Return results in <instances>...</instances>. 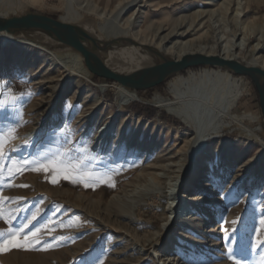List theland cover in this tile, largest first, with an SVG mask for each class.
Here are the masks:
<instances>
[{
	"label": "rangeland",
	"instance_id": "1",
	"mask_svg": "<svg viewBox=\"0 0 264 264\" xmlns=\"http://www.w3.org/2000/svg\"><path fill=\"white\" fill-rule=\"evenodd\" d=\"M38 1L40 5L25 12L53 19L66 16L64 0ZM212 1L138 0L120 23H131L132 34L147 36L154 35L157 26L163 28L159 33L163 36L172 26L181 24L186 29L191 24L185 41L221 52L241 41L243 27L257 25L255 34L234 51L237 61L264 67V0ZM126 2L97 0V13L75 8L102 27L107 22L98 13L115 14ZM5 5L6 0H0V6ZM134 11L135 19L130 21ZM100 55L104 59V52ZM46 58L32 48L0 47V62L3 59L8 65L9 74L4 76L0 66V152L4 156L0 160L4 165L0 168V264H264V247L255 246L257 240H264V150L240 124L264 139V122L257 91L248 78L229 72L235 96L232 117L206 130L207 147L197 157L201 164L210 162L208 178L197 179L188 172L176 180L193 134L158 107L154 95L173 99L178 75L187 82L200 80L205 73L216 80L224 75L223 69H189L138 92L139 101L123 105L113 90L98 87L116 83L97 77L86 82L67 74L62 66L40 70V61ZM19 67L22 75H16ZM53 104L58 105L62 121L56 126L49 125L48 108ZM132 107L154 117L139 115ZM109 113L115 115L117 125L125 122L122 139L92 148L93 136ZM45 123L43 135L30 142L27 153L15 155L13 139ZM138 143L142 149H137ZM212 147L217 151L208 159ZM204 167L199 165L197 172ZM220 173L225 177L217 180ZM190 205L192 219L184 220L180 215ZM191 223H198V228ZM12 237L19 247L5 246ZM25 237L32 243H25Z\"/></svg>",
	"mask_w": 264,
	"mask_h": 264
},
{
	"label": "bare ground",
	"instance_id": "2",
	"mask_svg": "<svg viewBox=\"0 0 264 264\" xmlns=\"http://www.w3.org/2000/svg\"><path fill=\"white\" fill-rule=\"evenodd\" d=\"M96 1L64 0L66 16L60 17L59 20L67 24L78 26L87 34L103 40L104 42L114 44L112 50L107 48H101L99 50L104 52V61L108 67L123 73H129L146 67L156 61L159 56L179 61L185 55L203 54L206 56H218L224 60L237 61L239 57L234 50L243 46L245 42L255 34L256 30L259 29L257 28V25H246V27H243L240 30L242 35L241 41L230 49H223L221 52L214 46H202L201 43H197L194 40L185 41L184 39L188 36L189 30L192 27L191 24H189L186 29H184L185 27H181V24L172 26V29L163 36L159 35L161 29H163L161 26L156 27L153 33L154 35L147 36L132 34L130 28L131 23L129 26L126 25V27L125 24L120 23V18L125 11L131 8L138 0H127L125 5L115 14L105 12L98 13V16L105 19L107 22L106 26L98 27L93 20L86 16H82L78 9L76 10L75 8L78 6L80 9L83 8V11H88V13H92L93 11L94 13H97V7L95 5ZM214 1L216 0H213L212 2ZM247 1L248 0H245V3H247ZM35 4L40 5V2L38 0H6L5 7L2 8L0 6V17H7L12 14L18 16L26 13L25 11L29 6ZM202 14L203 12L199 15ZM135 15V11L132 12L129 16V20H134ZM201 25H204V21ZM149 27L150 26H147L146 31ZM262 28L264 27L262 26ZM263 33L261 38L264 37ZM10 44L19 48H25V50L32 48L37 50L39 54L45 55L47 58L44 61H40V70L45 69L47 66H62L65 68L67 74L72 77L82 78L86 82H92L91 74L87 71L85 66L83 68L81 67L84 65L81 55L70 49L62 48L56 40L43 32H32L27 37H16L5 32H0V47L5 48ZM2 61L3 59H1L0 66H4V76H8V67L5 68V66L8 65L2 63ZM244 65L250 67L252 65L253 67L264 71V67L257 64V62H255V64H250L248 62ZM48 70L49 68L47 71ZM22 74L23 70L20 67L17 68L16 75ZM33 76H35V74H33ZM229 80L230 74L226 70H224V75L218 77L216 80L211 79L207 73H205L202 79L198 80L197 78H194L191 82H187L184 76L178 75L175 83V98H166L155 93L154 99L156 105L177 117L183 124L191 129L193 134L192 138L186 142L187 151L182 155V159L180 160V162L184 161L185 163L183 164L182 162V164L177 167L178 174L174 177L176 180H182L184 174L188 172L197 179L208 178V175L211 172L210 162L201 164L197 157L207 147L208 136L206 130L215 125L218 120L232 117L231 109L235 102V96L234 90L228 83ZM59 87L62 88V83L59 84ZM98 87L102 91H105L108 88L113 90L117 93L120 103L123 105L130 101L140 100L138 92L129 90L118 84L109 85L107 83H102L99 84ZM57 106L58 105L53 104L48 108V114L52 116V120L49 122L50 126H56L61 121L60 115L57 112ZM96 112L97 108H94L93 114ZM91 115L92 114H89L88 117ZM89 121H94V119H90ZM146 122H151V120L146 119ZM240 124L248 137L257 142L264 150V139H262L257 133L253 132L249 127L243 125V123ZM102 126L103 129H100ZM45 127L46 123L39 124L31 131L23 134L21 138L13 139L11 144H13L12 149L14 154L17 156L26 154L30 142L35 138L41 137L45 131ZM101 127H99L96 134L93 136L94 144L92 148L102 146L103 142L106 141L108 143L115 140L120 141L125 132V122L123 121L120 123V126L117 125L116 117L113 113H109L106 116V120ZM101 139L102 141H100ZM136 147L137 149H142V143H138ZM215 147H212L211 149L208 148V159L212 157V154L216 153L217 149ZM199 165L205 166L201 172H197ZM224 177L225 173H220L216 178L217 180H221L224 179ZM132 193L133 196L138 195V197H141V194L136 190H131V194ZM143 196H145V194ZM131 200L134 204L137 197ZM176 209H178V206ZM192 214L193 209L190 205L187 209L182 211L180 216L184 220H190L192 219ZM205 214L207 215V213ZM203 220L204 219L199 223ZM198 225V223H191V226L197 228Z\"/></svg>",
	"mask_w": 264,
	"mask_h": 264
},
{
	"label": "water",
	"instance_id": "3",
	"mask_svg": "<svg viewBox=\"0 0 264 264\" xmlns=\"http://www.w3.org/2000/svg\"><path fill=\"white\" fill-rule=\"evenodd\" d=\"M0 32L16 37H27L32 32H43L56 40L62 48L81 55L87 71L92 77L107 80L135 92L155 88L168 78L195 67H213L250 80L258 94V105L264 122V71L246 66L235 60H224L218 56L203 54L185 55L179 61L158 57L156 61L141 69L123 73L113 70L101 58V48L113 49L114 44L95 38L71 24L59 19L38 14L23 13L18 16L0 17Z\"/></svg>",
	"mask_w": 264,
	"mask_h": 264
},
{
	"label": "snow or ice",
	"instance_id": "4",
	"mask_svg": "<svg viewBox=\"0 0 264 264\" xmlns=\"http://www.w3.org/2000/svg\"><path fill=\"white\" fill-rule=\"evenodd\" d=\"M2 159H4V156L2 155V152H0V160H2ZM3 167H4V165H0V168H3ZM45 170L47 171V168H45ZM64 178L65 179H68V176L65 175ZM237 222H238L237 220H233L232 221V224L235 225V224H237ZM261 222L264 223V220H262ZM37 231H39V229H37ZM32 236L35 237L36 236V233L35 232L32 233ZM231 238H232V236L230 234L229 237H228V239L230 240ZM24 240H25V243H28V244H31L32 243V241L29 240L27 237H25ZM37 243L39 244L41 242L40 241H37ZM8 244H12V245H15L17 247L20 246L19 241L15 237H12L11 239H9L8 241L5 242V246H7ZM255 246L256 247H264V240H257ZM228 255H229V257H231L232 256V252L229 251ZM237 264H239V262H237Z\"/></svg>",
	"mask_w": 264,
	"mask_h": 264
},
{
	"label": "trees",
	"instance_id": "5",
	"mask_svg": "<svg viewBox=\"0 0 264 264\" xmlns=\"http://www.w3.org/2000/svg\"><path fill=\"white\" fill-rule=\"evenodd\" d=\"M111 82V81H110ZM132 109L135 111V113H137V114H139V115H143V116H145V117H147V118H153L154 117V115H153V113L152 112H143V110H139V109H137V108H135V107H132ZM166 118H164V120H165ZM174 123H176V124H179L177 121H174Z\"/></svg>",
	"mask_w": 264,
	"mask_h": 264
}]
</instances>
